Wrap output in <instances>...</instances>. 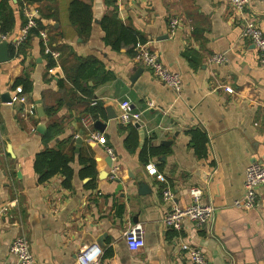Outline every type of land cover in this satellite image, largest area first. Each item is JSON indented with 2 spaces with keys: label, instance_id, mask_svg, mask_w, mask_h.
Masks as SVG:
<instances>
[{
  "label": "crops",
  "instance_id": "crops-1",
  "mask_svg": "<svg viewBox=\"0 0 264 264\" xmlns=\"http://www.w3.org/2000/svg\"><path fill=\"white\" fill-rule=\"evenodd\" d=\"M79 1L90 5L93 14L89 36L82 38L70 23L74 0H46L31 8L38 12L37 19L40 11L53 18L44 20L46 27L31 39L26 56L17 59L10 46L26 16L18 0H7L15 26L3 40L9 43L10 60L0 63V207L14 205L0 218V264L14 262L10 247L21 235L28 238L38 264H77L79 253L93 247L102 250V264H191L182 243L200 247L210 264H264V200L252 210L234 206L244 195L248 166L264 163V68L254 46L242 38L229 2ZM248 12L264 32V0H251ZM113 14L181 75V94L133 63L135 47L116 51L106 43L103 23ZM176 18L180 25L173 32ZM53 30L64 35L60 45L70 53L94 58L103 67V82L85 84L90 97L74 88L63 69L49 74L48 57L53 67L56 62L46 52L41 32H47L51 47ZM218 54L224 55V63L212 62ZM106 75L111 79L104 80ZM22 79L32 85L27 95L37 106V117L22 118L18 107L6 100L12 101ZM222 85L232 87L234 94ZM123 101L141 113L138 123H119ZM148 103L154 108L148 109ZM97 105L103 116L98 119L87 114ZM98 121L104 131L96 128ZM132 129L136 147L129 149ZM195 129L207 135V157L193 147ZM89 131L104 134L115 161L89 139ZM151 147L158 150L157 157H146ZM46 151H62L71 158V180L59 172L42 181L37 164ZM149 164L163 174V182L148 173ZM112 168L117 171L113 181ZM166 185L183 207L192 202L190 188H201V202L216 208L213 221L202 228L186 223L180 232L168 229L163 223ZM259 192L264 196L263 189ZM137 223L144 226L145 246L134 253L124 233Z\"/></svg>",
  "mask_w": 264,
  "mask_h": 264
},
{
  "label": "built area",
  "instance_id": "built-area-1",
  "mask_svg": "<svg viewBox=\"0 0 264 264\" xmlns=\"http://www.w3.org/2000/svg\"><path fill=\"white\" fill-rule=\"evenodd\" d=\"M227 1L235 12V17L241 29L242 38L247 39L254 46L258 53L259 63L261 67L264 68V32L258 25L256 18L248 12L251 0ZM24 12L27 22L12 44L16 50L28 40L31 31L38 27V12L36 9L26 7ZM178 25H180V20L176 18L172 23L173 32ZM41 36L44 41L46 52L50 54L56 62L55 66L49 69V74L55 75L56 69H62L60 63L61 53L49 46L47 32H41ZM7 38L8 36H2V41L7 40ZM211 60L214 63L222 64L225 62V57L224 55L218 54ZM132 61L134 64L150 70L158 81L175 93L181 94L183 85L181 75L170 70L160 59V56L150 50L147 44H140L136 47ZM221 87L226 93L234 94L232 87L228 85H222ZM11 104L18 107L19 114L22 118L37 117V106L29 100L28 95L23 92L21 86L15 88ZM130 104L129 101L120 103L118 121L126 127L138 123L141 119V113L131 111ZM147 108H154V104L148 103ZM90 123V119L84 121L86 127H89L88 124ZM89 139L100 145L113 161L116 160L114 151L106 144L104 134L97 131H89ZM146 169L148 173L156 177L157 181L163 182L165 180L163 174L158 171L154 164L147 165ZM116 172V168H112L110 174V179L112 181L116 179ZM259 189H263L264 191V163L254 161L246 170L244 195L242 199L234 202V206L246 210H252L258 207L261 199L264 200V196H260ZM162 195L164 202L168 205V210L163 218V223L168 229L180 232L183 230L186 223H191L197 228H202L209 225L214 219L216 208L213 205L203 204L201 202L203 190L199 187L190 188L192 202L184 207L176 202L175 194L170 186H165ZM13 205L14 203H8L0 207V218L7 216ZM124 237L129 250L134 253L145 246V230L141 223L134 224L128 228L124 233ZM181 249L188 255L191 264H210L200 247L182 243ZM10 253L14 258V262L11 264H38L36 257L31 251L30 242L25 235L18 236L13 241L10 247ZM102 256V250L98 247H93L79 253L76 262L77 264H102Z\"/></svg>",
  "mask_w": 264,
  "mask_h": 264
},
{
  "label": "trees",
  "instance_id": "trees-1",
  "mask_svg": "<svg viewBox=\"0 0 264 264\" xmlns=\"http://www.w3.org/2000/svg\"><path fill=\"white\" fill-rule=\"evenodd\" d=\"M45 1L46 0H18V7L24 15V10L26 7H31L32 5L40 4ZM14 16V10L10 8L6 0L0 5V29L2 36H8L12 34L15 26ZM51 18H53L52 14H47L40 11V17L39 19H37L38 27L31 31V35L28 40L25 41V43L17 50L14 48L13 45L10 46V52L12 57H15L17 59H19L20 57H25L26 50L30 45L31 39L35 36H39V30L44 29L46 27V25L44 24V20H48ZM69 20L72 26L79 33V35L82 36V38L85 36H89L92 31L93 24V14L90 5H87L86 3L81 2L79 0H74V2H72L69 8ZM25 24L26 19L23 20V25ZM103 26L106 32V43L112 46V48L116 51H120L123 46H133V48L135 47V52V49L138 45L146 44L145 40L135 36L130 29H127L117 19L115 14H113V16L110 18H106L103 23ZM50 33V45L52 49H54L53 47H56L57 50L62 52L60 61L64 74L67 76L69 82L74 86L76 90L90 97L91 93L85 90V84L90 82V80H93L98 83L103 82L100 81L102 79L100 76L104 74L103 67L100 66L96 59L80 58L70 53L63 45H60V42L64 36L62 33L58 35V32H56L55 30ZM48 59L49 67H53L54 61L51 59V57H48ZM72 61L73 64L70 63ZM106 79L110 80L111 77L106 75V78L104 80ZM59 83L60 87L64 86V83L62 81H60ZM18 86H21L23 88V92L25 94H29L32 89V85L27 79H22L18 81L16 83V87ZM76 99L80 100V102L84 101V99L80 97H76ZM97 107L98 105L92 107L91 109H88L87 114L92 115L93 118L103 117L102 112H100ZM191 133L193 137V147L196 149L197 153L200 154V156L207 157L206 146L208 143V138L206 133H204L200 129H195ZM135 135H137V133L133 130L132 138L130 141L127 142V146L129 147V149H134V146L136 147ZM62 153V151L57 153H55L54 151H46L42 153V155H40L38 159L37 169L41 174H43L42 181L49 180L52 176L58 174L59 172L64 174L67 180L72 179L73 170L69 166L71 158ZM145 154L146 157H157L159 152L157 149L151 147L148 152L146 150Z\"/></svg>",
  "mask_w": 264,
  "mask_h": 264
},
{
  "label": "water",
  "instance_id": "water-1",
  "mask_svg": "<svg viewBox=\"0 0 264 264\" xmlns=\"http://www.w3.org/2000/svg\"><path fill=\"white\" fill-rule=\"evenodd\" d=\"M9 60H10V57H9V43L7 41H2V39H1L0 40V63H6ZM138 73L139 72H137L136 75L134 77H132V80H134L136 78V76H137ZM6 100H7V102H11V97H7ZM109 111H111V110H109ZM41 114L42 115L44 114L42 110H41ZM114 118H115V115L114 114L113 115L111 114L110 117H109V119H111V120L114 119ZM95 126H96V128L99 131H104L105 130V126L100 121L96 122V125ZM108 162L110 163L111 162V159ZM141 187H142V189H140L139 192L140 193H143L145 191V190H143L144 185H141ZM118 188L120 189L121 187L119 186Z\"/></svg>",
  "mask_w": 264,
  "mask_h": 264
}]
</instances>
